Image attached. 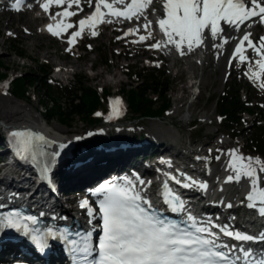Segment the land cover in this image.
Returning a JSON list of instances; mask_svg holds the SVG:
<instances>
[{
  "label": "snow or ice",
  "instance_id": "obj_1",
  "mask_svg": "<svg viewBox=\"0 0 264 264\" xmlns=\"http://www.w3.org/2000/svg\"><path fill=\"white\" fill-rule=\"evenodd\" d=\"M87 2L88 6L92 7V0ZM160 2L164 15L158 19L157 24L165 40L158 41L151 47L160 50L172 45L181 56L191 53L203 44L206 29L213 40L221 39L223 43H227L228 41L222 35L224 29L221 27V22L236 31H241V25H245L254 18H259V22L264 23V0H160ZM65 3H67V9L56 12L55 16L51 14L49 16L50 19L61 18V23H58L55 28L52 24L47 26V30L53 36H59L62 32L76 26L68 23L67 20L78 15L79 11H83L80 0H46L41 4L42 10L49 13L52 5L63 7ZM152 4L153 0H130V2L113 0L112 3L108 0H96L93 13L77 22L79 30L72 33L68 43L71 46L75 38L82 35L85 26L95 29L101 23H112L113 18L126 21L135 18L139 21L141 17L145 20L142 27L148 33L147 36H139V42H144L151 38L149 30L152 22L148 19L147 11ZM73 5L76 6L77 11L68 10ZM116 5L122 7L117 8ZM22 6L23 0H15L12 8L14 11H20ZM247 26L251 27V24ZM139 31V28L130 29L125 35H135ZM91 34L95 36L98 33L93 30ZM245 43L247 48L244 47ZM221 46L216 45V47ZM248 48L257 55L258 59L255 63L259 68V72L250 73L249 78L261 81L259 87L264 89V79H262L264 37L254 44L251 33H244L239 38L233 58H238L240 63L248 62V57L244 54ZM111 103L113 112H116L122 104L119 100ZM12 136L23 145L22 158H26L24 154L28 150L30 140L44 141L43 136L27 131H16L12 133ZM66 147L67 145H60L61 149ZM229 155L232 157L229 169L233 175L227 177L226 183L233 181L239 183L242 178L249 179L251 191L246 197L247 206L256 209L258 214L264 217V188L259 186L260 176L258 175V173H264V162L259 158L240 156L236 150ZM180 175L184 180L189 181V183H183V187L196 185L206 190V184L191 180L182 173ZM170 179L181 184V181L175 177ZM140 184L143 185L144 181L141 180ZM164 188V202L169 204L173 211H182L184 205L180 198L171 193L167 184ZM96 194L102 195L99 201V213L103 222V234L96 248H93L86 238L81 246L74 248L80 257L78 264H264V249L257 253L251 248L243 247V244L264 243V232L251 235L230 230L226 225L202 226L192 216H188L186 226L166 222L155 214L151 201L146 199L140 191L135 190L131 180H125L124 184L102 185ZM81 207L88 209L89 216L93 215L87 201H84ZM21 220L30 222L32 225L37 224L35 217H21L19 212H10L7 215H0V232L15 229L25 236H31V240L40 248H46L45 237L35 234L39 230H29L28 224H22ZM213 228H218L219 233L239 242L240 247L220 242V237L212 231ZM45 236L55 238L56 233L49 231ZM72 244L75 245L76 242L73 241Z\"/></svg>",
  "mask_w": 264,
  "mask_h": 264
},
{
  "label": "rangeland",
  "instance_id": "obj_2",
  "mask_svg": "<svg viewBox=\"0 0 264 264\" xmlns=\"http://www.w3.org/2000/svg\"><path fill=\"white\" fill-rule=\"evenodd\" d=\"M74 11H77V9H74ZM157 11L159 13H164L160 0L158 1ZM37 18L35 14L12 16L5 11L0 12V62L8 68V71H3L9 75L10 79L21 76L25 72H36V63H39L50 68L52 74L48 76V80L52 86H69L71 89H74L73 87L79 84V80L83 79V82L88 83L97 90L106 89L111 91L112 97L119 94L123 96L120 92L121 89L125 86H137V84L140 83L139 81L137 82V79H130L129 75L136 72L140 73L141 69L144 67L150 68L152 64L160 73L153 70H150L148 73H153L156 78L159 74H164L168 79L170 85L169 98L171 99L172 108L162 119L158 120L151 118L141 121L136 120L138 123L131 125L139 124L143 126L147 135H149L148 132H150V135H155L154 132L170 133L173 138L181 139L182 142L181 144L179 143V149L185 153L198 149L200 147L199 145L207 144L211 141V143L208 144L210 147L207 152L198 154V156L197 154L193 156L194 159L201 157L203 160H207L205 164L197 167H203V170H205L208 175L213 174L220 168L218 175L215 177L217 181L223 182V177L228 173L227 169L232 160L229 153L233 150H236L237 154L240 156L259 158L264 162L261 157L256 155V149L251 148V144L248 141L250 136L254 133V129L252 128L254 117L246 115L241 121L242 124L226 125L219 119L216 111V101L224 96L227 89H233L234 93L241 90L240 101L242 104L244 105L245 102H252L255 106V112L257 113L256 118L261 117V112L264 111V89L259 87L261 81H254L249 78V74L255 70V66H253L254 60H251L252 57L248 58V62L245 63L237 61L234 67L229 68L231 70L227 69L230 74H225V80L221 81V66L224 69L227 61L224 59L223 65H221L219 64L218 55L213 54L210 68L209 65L206 64V69L208 72L212 71V74L205 77V85L200 84L201 79L196 81L197 84L200 85L202 93L199 99L195 101V97H190L191 90L185 95H182L181 90L183 87L191 85V79L197 77V74H191L187 66V60L182 59L180 61H175V58L180 55L178 52L174 57L167 59L160 51L151 49V46L154 45L155 42L151 44L142 42L136 44L129 39H124L127 37V35L125 36L126 30L129 27H141L143 25L142 20L134 21L132 24H127L121 28L118 27L117 30H119V34L106 28L95 30L98 33L95 36L91 34L92 31L89 32L84 37L85 40L81 42L83 50L77 54V50L67 51L62 42L45 36L42 31L43 25L46 22L43 19ZM17 28L20 29V32H16ZM223 29L224 32L222 35L224 39H226L227 35L225 31L229 30L230 27L223 24ZM9 33H11V35H9ZM254 33V44H256L261 37H264V30L258 26L254 30ZM217 40L219 43L223 42L221 39ZM229 44V49L233 50L231 41ZM15 48L22 49L28 61L25 62L20 59L15 52ZM100 49H103V51L100 52ZM93 52L95 53L93 54ZM76 55H81L83 59H76ZM60 64H63L65 68L64 72L61 71ZM75 64L78 66L77 69H74L76 66ZM181 70H185V73L181 74ZM64 75H67L66 80L61 78V76ZM207 78L208 80L206 83ZM262 79H264V76H262ZM9 83L10 81L5 84H0V102L10 101L12 102L11 108L13 109L15 108L21 111H25L26 109L27 111L29 110L31 115L40 119L43 124L47 122L49 127L54 128L56 131L62 129L69 137L79 136L84 133L86 123H82L79 118H76L74 122L70 123V126H68L69 124H61L58 118L50 121L44 114L45 108L42 109L40 96L36 90H30L33 97L30 101L23 102L15 99L6 87L8 84L9 88ZM179 95L185 96L183 97V99L185 98L184 103L188 100L190 103L194 104L191 110L192 113H190V111L188 112V109L183 108L180 114H174L177 106L175 99ZM21 107L25 108L22 109ZM1 113L2 109L0 107V124H4L5 122L2 121ZM105 116L106 114H104V117ZM204 116L207 118H203ZM23 117L22 115V118ZM187 117L190 119L186 124L183 121L187 120L185 119ZM129 118L130 117H127L125 121H128ZM207 120L213 123L212 126L208 128L205 127ZM99 126L98 128L94 126L92 129L96 130L95 132L98 133ZM1 127L0 125V128ZM88 128L89 127H87V129ZM92 129H90V131ZM2 131L3 128L0 130V137L3 134ZM216 131H220L217 138L224 147L220 150L217 149L216 146H212L220 143H215L217 138L215 140H208L206 138L208 134H215ZM212 141H214V143ZM193 143L195 144L193 145ZM112 147L113 146H111V148ZM172 149L173 150L170 149L169 152L175 151L177 147ZM176 152L178 151L176 150ZM91 157L97 161L96 155ZM224 158L228 160L227 165H225V162H222ZM210 160H216L212 167L208 165V161ZM258 175L260 176L259 186L264 188V173H258ZM249 182L251 183L250 180ZM236 188L237 187L231 186L230 191V193L235 196L238 193V189ZM64 190H67L69 193L74 191L70 185L64 187ZM60 198L65 200L64 195H60ZM73 202L76 204L79 203L75 200ZM243 204L246 205L245 202ZM242 214L245 215V211H242Z\"/></svg>",
  "mask_w": 264,
  "mask_h": 264
},
{
  "label": "bare ground",
  "instance_id": "obj_3",
  "mask_svg": "<svg viewBox=\"0 0 264 264\" xmlns=\"http://www.w3.org/2000/svg\"><path fill=\"white\" fill-rule=\"evenodd\" d=\"M158 1L159 0H153L152 6L147 11V15H149L148 19L152 22L151 29L149 31L151 33H154L152 30L156 29V31L159 32V35H157V38L154 41L155 44L158 41L163 42L165 40V37L160 32L158 24H157L158 19L162 18L164 15V13H159L157 11ZM95 3H96V0L94 1V4ZM41 4H43V2L38 3L39 9H42ZM64 9H67V6L65 8H63L62 11ZM68 10L74 11L73 8L68 9ZM57 19H59V21H61L60 17H57ZM142 20H143V24H144L145 20L143 19V17H142ZM45 21H47L46 23H48L49 19H45ZM67 22L71 23L69 19L67 20ZM260 23L261 22H259V18H255L253 20L246 22L245 25H241V31H236L232 27H230L229 30L225 31V33L227 35V38H226V40L228 41L227 43H223V42L219 43L217 39L213 40L210 36L209 31L206 29L205 33H204L203 44L200 47L195 48V50L192 51L191 53H187L183 56L178 55V57L175 58V61H180L182 59L187 60V66H188V69L191 72V74H194V75L197 74V77L195 78V80L201 79L200 84L205 85V77L212 74V71L208 72V70L206 69V64H208L209 68H210L211 63H212L213 54L218 55L217 57L219 60V64H221V65H223L222 63H223L224 59H226V58H227V62H228V59L234 60V62H236L239 59L238 58L234 59L233 53H234V49H235L237 43L239 42V38H241L244 33L250 32L251 33V39L254 43V39H255L254 30L260 25ZM247 24H251V27H248ZM221 27L223 28L222 22H221ZM139 29H140L139 32L144 31L142 26ZM16 32H20V29L17 28ZM145 33H147V32H145ZM230 41L232 43V46H234L233 50L229 49L230 48V44H229ZM216 45H222V46L216 47ZM245 48H247V43H245ZM158 51H160V53L167 59L174 57L177 53L175 47L172 45H169L166 48H161ZM248 51L251 52L253 50L248 48L244 54H246ZM82 59H83V57H82ZM73 63H75V62H73ZM60 65H59L60 68L64 72L65 68H64L63 64H60ZM62 66H63V68H62ZM77 68H78V66L76 65L74 69H77ZM227 69L231 70V69H229L228 66H226L224 69L221 66V71H222L221 81L225 80V74L226 75L230 74L227 71ZM255 69L256 70H254L253 73L259 72V68H255ZM180 73L181 74L185 73V70H181ZM66 74H68V73H66ZM63 77H66V78H63ZM61 78L66 80L67 75L61 76ZM207 80H208V78L206 79V83H207ZM191 81H193V80L191 79ZM189 90H193V87L191 88L190 85L183 87L181 90L182 95H185ZM182 95H179L175 99L177 106L175 108L174 114H176V115L180 114L181 109H183V108L188 109V112L190 111V113H192L191 110L194 107V104L190 103L188 100L185 101V103H184L185 98L183 99V97H185V96H182ZM190 97H192V95H190ZM11 104H12V102H10V101L0 102V107L2 109V113H1L2 121L5 122L4 124H0L2 126L1 128L7 127V128H9V130H15L16 128L19 127L18 125L28 126L32 129H36V130L46 134L52 138L54 137L56 139H60V138L68 137L70 139H73V142H75L78 147L81 146L84 139L87 137V132L85 131V129H84V133L82 135H79V136L76 135L73 137H69L68 134H66L65 131H63L62 129H59L58 131H56V130H54V128H50L49 124H46V125L43 124L40 121V119L33 117L29 110L27 111V109H26L25 111H21V110L15 109V108L13 109V108H11ZM21 108L24 109L25 107H21ZM22 115L24 116L23 118H22ZM189 115H191V114H189ZM18 117H20V118H18ZM203 118L206 119L207 117L204 116ZM185 119H187V120H184V123L187 124V122H189L188 117ZM212 124L213 123H211L209 120H207L205 127L208 128L209 126H212ZM175 127H177V126H175ZM1 128H0V130H1ZM124 129H125L124 125H118V126L109 125V126L102 127L100 130H101V133L105 137H108L111 132H116V134L119 135ZM154 133H155V135H151V137L156 143L159 144V146H160V148L158 150L159 153H161V152H165L166 154L171 153L173 156H176L177 158H179L181 160H185V161L187 160V161L193 162L191 168L189 169V172L193 173L196 177L201 178V183H204L207 185L206 190L205 189H201V190L204 194L203 199L207 198V200H208V206H210L211 204H214V205H212V206H216L214 208H221L220 207L221 206V202H220L221 199L223 201L225 199L230 201L234 198L236 200H239V199L245 200L246 199V197L248 196V193H249L248 190L251 187V183L249 182V179H247V178H242L239 183H236L235 181H233V183L231 184L232 187H237L236 189H238V193L236 194V196L230 193L231 188H229V187H231V186L225 185L224 187H226L228 189L226 191H224L223 193H220L218 195L220 198L219 200L213 201V199L211 198V197L215 196L213 188L211 187V185L215 184V186L218 187V185L220 183L225 184L227 177L229 175H232L231 170L228 167V169H227L228 173L223 177V182L217 181L215 177L218 175L220 168H218L217 171L214 172L213 174L208 175L205 170L203 171L202 167H200V168L197 167L199 165L205 164L207 162V160H203V158H201V157L197 158L195 160H192V159H194L193 155L197 154V156H198V154L207 152L209 147H210V145H208V144H210L211 141L208 142L207 144L199 145L200 147L197 149V151L200 153H198V152L193 153L192 151L191 152L188 151L187 153H185L181 149H179V145L182 142L181 139L173 138L170 133H162V132H154ZM219 133H220V131H216L215 134L214 133H211L212 135L208 134L206 136V138L208 140L209 139L215 140L219 136ZM165 135H167V136H165ZM212 142L214 143V141H212ZM217 142H220V143L217 145L216 144L212 145V146H216L217 149H219V150L223 149L224 148L223 144L221 143V141L218 140V138L216 139L215 143H217ZM196 144H198V143H196ZM175 147H177L176 150L178 152H176V150L172 151L173 153L169 152L170 149L173 150L172 148H175ZM202 149H203V151H202ZM108 156L113 160V163L115 165H117L116 163H118V162L120 163V164H118V167L115 168V170H117V171L118 170H128L132 167L143 168L144 166L150 165V161L147 162V156L145 154L141 155V157H139V156H135L134 154H131L129 152L124 153V152H121L116 147V145H114L111 148V150L108 153ZM90 158L85 165L76 166L71 171V176L73 178L71 179L69 185L74 189V191H72V193H71L72 195L70 196V198L72 199L71 202L76 200V198L80 195V192H83V189H84L83 185H88V184L92 183L97 178V176H100L103 173L107 172L108 163L97 165L95 159L93 157H90ZM208 162H210V161H208ZM222 162L223 163L225 162V165L228 164V160H226V158H224L222 160ZM207 181H211V184L208 185L209 183ZM54 185H55V191L46 189L45 192L44 191L41 192L40 188L32 180L31 175L28 172H25L19 166H17L14 162L10 161L5 147L2 146V143L0 142V190L3 191V193H1V194L20 195L23 197V199L28 204H30L31 206H33L35 208H38L39 206H48V207H52L53 209L59 208L65 212H68L66 209L68 207H66V205H65L66 200H63L60 198V195H62V193H65L68 191L63 190V185L60 183V181L57 179V177L54 180ZM244 187H246V188H244ZM142 190L144 192H149L151 189L146 187V185H143ZM81 196H82V193H81ZM7 199H8V197L5 198V200H7ZM82 199H83V197H81V200ZM210 202H211V204H209ZM204 206H206V205L204 204ZM208 206H206V207H208ZM202 208H205V207H202ZM242 208H244V206ZM261 221L264 224V217L261 218ZM10 253L11 252H6L5 255L3 254L2 256H0V258L3 259L6 256H9ZM20 256H21V253L19 251L17 253H14V257L18 258Z\"/></svg>",
  "mask_w": 264,
  "mask_h": 264
},
{
  "label": "trees",
  "instance_id": "obj_4",
  "mask_svg": "<svg viewBox=\"0 0 264 264\" xmlns=\"http://www.w3.org/2000/svg\"><path fill=\"white\" fill-rule=\"evenodd\" d=\"M18 56L24 57L22 49L15 48ZM103 49H100L102 52ZM107 64V63H106ZM36 72H25L21 77H17L12 82V95L21 101H30V90H36L40 96L41 104L45 107L46 116L51 120L58 118L61 124L70 126L76 118L88 124L96 123L93 118L94 113L105 108L106 96L110 94L104 90L101 94L97 89L88 83L79 80V84L70 90L57 89L47 82L50 68L36 63ZM8 68L0 62V80L6 79ZM160 73V72H158ZM136 78L140 83L137 86H125L122 93L126 97L132 118L140 120L144 118H161L171 107L169 98L170 85L164 74L154 77L153 73L143 69L140 73L130 76ZM137 81V82H138ZM156 99H155V98ZM251 103L244 106L240 101V91L228 90L224 96L216 101V109L224 123H239L245 112L256 115L251 107ZM254 107V104H253ZM263 118L257 120L254 125V133L250 137L251 147L257 149L259 155L264 156V113Z\"/></svg>",
  "mask_w": 264,
  "mask_h": 264
}]
</instances>
